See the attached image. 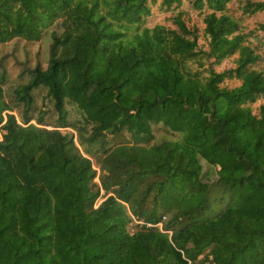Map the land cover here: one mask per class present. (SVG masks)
<instances>
[{"label": "trees", "instance_id": "obj_1", "mask_svg": "<svg viewBox=\"0 0 264 264\" xmlns=\"http://www.w3.org/2000/svg\"><path fill=\"white\" fill-rule=\"evenodd\" d=\"M57 19L0 73V264H264V0H0V44Z\"/></svg>", "mask_w": 264, "mask_h": 264}, {"label": "rangeland", "instance_id": "obj_2", "mask_svg": "<svg viewBox=\"0 0 264 264\" xmlns=\"http://www.w3.org/2000/svg\"><path fill=\"white\" fill-rule=\"evenodd\" d=\"M243 0H232L234 4L242 2ZM61 19H57L42 35V37L38 41H30L25 40L21 37H14L8 41H5L0 44V73H3V92L4 97L10 100L12 95L13 87L20 82H24L27 79V68L32 67L36 62H40L43 65H46L48 60V45L51 41L50 33L52 30H56L57 32L61 31ZM45 90L39 88L35 90L36 94V103L37 106H40L45 110L44 119L46 122V126L50 127L53 121V117L51 115V107L49 100L46 105H43V95ZM16 113V111H13ZM34 122V120H32ZM69 130H72L68 127ZM179 134L172 135L171 133H167L163 130L156 129L154 132L153 138L149 141V143L159 142L162 139L168 138H178ZM77 143V140H76ZM78 144V143H77ZM80 147V146H79ZM141 149V148H139ZM94 160L93 157H91ZM97 169V166L94 165ZM98 174V172H97ZM98 181V175L95 177ZM102 193V190H101ZM102 197H98L96 199V204L100 202ZM132 229V227H130Z\"/></svg>", "mask_w": 264, "mask_h": 264}, {"label": "built area", "instance_id": "obj_3", "mask_svg": "<svg viewBox=\"0 0 264 264\" xmlns=\"http://www.w3.org/2000/svg\"><path fill=\"white\" fill-rule=\"evenodd\" d=\"M157 224H158L159 226L161 225V223H160V222H158Z\"/></svg>", "mask_w": 264, "mask_h": 264}]
</instances>
